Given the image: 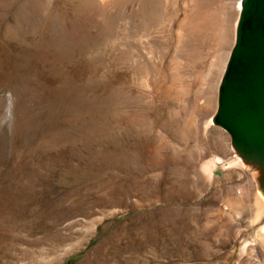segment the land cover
I'll return each mask as SVG.
<instances>
[{
  "label": "rangeland",
  "instance_id": "obj_1",
  "mask_svg": "<svg viewBox=\"0 0 264 264\" xmlns=\"http://www.w3.org/2000/svg\"><path fill=\"white\" fill-rule=\"evenodd\" d=\"M239 2L0 0V264H264L252 174L201 170Z\"/></svg>",
  "mask_w": 264,
  "mask_h": 264
},
{
  "label": "water",
  "instance_id": "obj_2",
  "mask_svg": "<svg viewBox=\"0 0 264 264\" xmlns=\"http://www.w3.org/2000/svg\"><path fill=\"white\" fill-rule=\"evenodd\" d=\"M211 123L258 170L264 193V0H240L233 44L219 79Z\"/></svg>",
  "mask_w": 264,
  "mask_h": 264
},
{
  "label": "bare ground",
  "instance_id": "obj_3",
  "mask_svg": "<svg viewBox=\"0 0 264 264\" xmlns=\"http://www.w3.org/2000/svg\"><path fill=\"white\" fill-rule=\"evenodd\" d=\"M238 10H239V4L237 6V11ZM167 77H168L167 74L165 72H163L160 75L159 81L161 83L162 82H165L167 80ZM233 156H234V158L232 160L228 161V162H226V161H224V160H222V159H220L218 157L217 158L215 157L213 159L210 158L211 161H208L207 163H204L202 165L201 170L204 172L205 178L208 179L211 176L212 169L214 167H216L217 165H221L223 168H229V167H238V168H241V169L247 168V170L250 172V174H252V177L251 178L253 179V181L255 183L256 193L254 192V194H255L254 195V202H255V206H256V216L259 217V215L264 211V193H262L260 191V189L258 188V182H257L258 170L254 166H252V165L244 162L234 151H233ZM93 225H95V224L90 223L85 228V232H86L85 234L90 235L91 231H93L92 230V228L94 227ZM255 234H256V237L255 238H258V240L260 242H263V244H264V223L258 228V230L256 231ZM86 236H83L81 238V240L77 241L75 244H72L69 248L65 249L64 250L65 251L64 253H66L68 251L70 252L72 249L74 250V248L80 247L83 244V241H85L87 239ZM242 250L243 249H241V251ZM242 253H240V254H242Z\"/></svg>",
  "mask_w": 264,
  "mask_h": 264
}]
</instances>
